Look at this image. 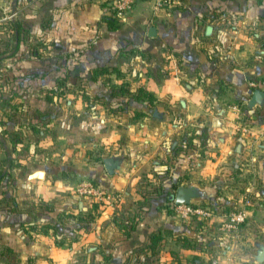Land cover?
Segmentation results:
<instances>
[{
    "label": "crops",
    "instance_id": "obj_1",
    "mask_svg": "<svg viewBox=\"0 0 264 264\" xmlns=\"http://www.w3.org/2000/svg\"><path fill=\"white\" fill-rule=\"evenodd\" d=\"M100 1L45 0L39 22L34 17L33 22L21 23L49 41L59 42L73 51L74 57H81L71 68V74L77 76L110 64L111 57H122L120 50L132 47L157 52L168 48L171 57L166 67L161 68L159 79L153 73L147 77V88L165 100L162 108L165 105L175 111V117L167 112L158 122L162 126L159 131L153 130L150 122L139 131L135 127V144L139 143L140 149L151 148L147 157L160 154L163 163L168 162L181 175L191 168L186 162L185 126L191 116H196L200 131L215 135L193 137L204 139L202 150H210L206 155L208 170L220 174L240 171L250 177L248 184L259 187L262 195L247 209L242 230L251 232L248 225L256 224L264 235V122H255L253 112L264 108V102L250 107L247 92L249 79L264 76V0H170L160 8L151 0H136L130 12L117 18L115 29H109L103 20ZM42 22L49 25L48 29L42 28ZM150 26L156 29L154 35H149ZM248 46L255 47L254 54ZM47 79L42 82L47 84ZM31 86L41 88L35 77ZM233 96L242 100V106L227 104ZM95 116L96 122L89 117L82 120L81 134L87 148L110 138L116 141L121 132L119 127L118 132L100 125L102 114ZM8 122L0 119V162H5L0 170L7 173L0 181V264H197L210 257L211 240L231 241L229 234L222 236L217 228H204L150 202L142 204L134 228L124 235L127 211L117 215L115 208L106 204L105 208L99 204L92 209L93 200L71 193L74 173L94 178L111 193L122 187L123 178L107 168L100 170L97 164L52 163L44 160L46 153L38 151H33V157L39 161L22 162L20 139L7 135L8 128L15 129L18 124ZM13 141L16 147L10 146ZM156 141L161 145L151 147ZM70 153L71 159L77 156L87 160L89 156L87 150ZM193 157L199 160L205 154ZM8 160L13 165H8ZM90 211L94 221L89 228L72 226L70 215ZM62 225L66 226L64 233L60 231L56 237ZM154 233L159 237L152 243Z\"/></svg>",
    "mask_w": 264,
    "mask_h": 264
},
{
    "label": "rangeland",
    "instance_id": "obj_2",
    "mask_svg": "<svg viewBox=\"0 0 264 264\" xmlns=\"http://www.w3.org/2000/svg\"><path fill=\"white\" fill-rule=\"evenodd\" d=\"M44 1L0 0V55H2L0 58V119L9 121L8 123L15 120L18 124L15 129L10 126L7 135L20 139L22 144L18 146V149L19 154L22 155V162L39 161L38 158L33 157V151L46 153L48 157L44 160L52 163L65 161L70 165L83 167L97 164L100 170H106L103 157L116 160L112 171L120 179H124L122 184L124 188L119 187L114 193L106 192L105 188L93 182L88 176L74 173L72 181L74 187L70 191L77 197L99 201L102 208H105L104 204L115 208L117 215L128 212V215H132L133 218L139 216L142 204L149 205V202L158 203L159 207L167 208L170 213L177 215L174 202L168 200L170 195L174 194L179 185L195 186L198 194L191 197L187 203L201 208L202 213L179 216L195 220L199 226L205 225L204 228L213 227L215 230L217 228L222 236L223 234L231 236V238L229 236L231 241L225 242L227 247L223 242L224 239L214 241L207 237V241L211 240L214 244L209 253L210 257L205 260V263L209 264L216 258L225 259L228 264H264V258H261L258 253L264 249V235L260 227L249 224L251 232L242 230V226L247 221V209L256 203V198L260 196L261 191L255 183L248 184L250 177L240 171L238 174H220L211 173L208 170L210 162L206 159V155H209L207 153L210 150L208 152L202 150L201 139L193 138L197 134L204 133L200 131L201 126L195 121L196 116H191L185 126L186 162L191 168L185 169L181 175H177L168 162L163 163L165 159H161L160 154L147 157L146 151L151 148L140 149V144H135L136 139L132 136L135 127L139 131L141 126L150 122L151 128L159 131L162 126L158 122L166 116L167 112L175 117V111L167 110L165 105L164 109L162 108L164 99L156 98L149 104L135 97L139 86L148 89V76L153 73L157 79L160 78L161 68L166 67L168 57H171L168 48L163 47L157 52H145L132 47L120 50L122 57H111L110 64L105 65L106 70H98L96 79H91V72L85 76L72 75L71 68L81 57H74L73 51H67L59 42L49 41L42 34L32 32L26 26L24 28L27 31L23 33L25 40L13 52L11 46L13 39L11 40L9 28L12 19H20L27 23L28 20L33 22V18L37 17L36 21L39 22L42 17L39 12L41 6L45 4ZM106 2L107 0L99 2L102 17L108 14ZM43 22L42 28L48 29L49 25ZM7 39L9 42L5 44ZM256 45L254 46L257 47ZM248 47L250 53L254 52L255 47ZM140 59L143 63H136ZM155 70L157 72L154 74ZM22 71H26L27 74L24 75ZM35 71L38 74L33 76ZM33 77L36 78V83L40 84V89L32 88ZM45 78L49 80L47 84L42 82ZM148 90L154 94L152 90ZM226 101L231 105L242 104V100L234 96ZM97 114L103 115L100 125L103 124L110 129L116 128L117 131L119 127L121 132L116 136L117 143L110 138L103 144L89 145L87 148L84 146L86 141H83L84 136L81 130L84 128L86 117L94 118L96 122ZM152 120L156 122L152 123ZM133 123L132 130H129L130 124ZM208 133L206 138L214 135L211 131ZM9 144L11 147H16V141ZM160 145L161 143L158 144L156 141L151 147L158 148ZM143 146L146 145L143 144ZM134 147H137L136 151ZM86 150L89 152L87 160L77 156V158H69L71 151L75 154L76 152L84 153ZM28 153L31 154L28 155ZM204 154L205 157L199 160L193 157H202ZM134 155H138L139 158L134 159ZM4 164L5 162H0V165ZM83 180L92 181L110 197L103 201L94 199V195L91 194L87 196L80 194L77 186ZM253 181L255 182V178ZM240 209L246 211L244 221L235 227H226L224 225L226 215Z\"/></svg>",
    "mask_w": 264,
    "mask_h": 264
},
{
    "label": "trees",
    "instance_id": "obj_3",
    "mask_svg": "<svg viewBox=\"0 0 264 264\" xmlns=\"http://www.w3.org/2000/svg\"><path fill=\"white\" fill-rule=\"evenodd\" d=\"M102 18L106 22L107 27L109 29H115L118 27V23L116 21L117 19L115 17H112V16L107 14V16H104ZM9 28L11 30V40L13 39V44L11 46H12L13 52H14L18 49L20 41L22 39H24L23 33H25V31H27V30L24 28V26H22V23L19 19H12ZM8 42H9V39H7L5 44H8ZM1 56L2 55H0V58H1ZM106 68H107L106 66H98V67L93 68L91 71V79L97 78L98 70H106ZM36 75L37 74H34L33 76H36ZM247 87L249 88L248 85H247ZM135 97L140 98L142 100H145L149 104L153 103V101H155V99H156L155 95L143 86H139L136 89V96ZM253 112H254L255 122H264V108L259 109V110H254ZM202 136L205 137L206 133H203ZM204 142H205V140L202 139L201 143L203 144ZM8 162H9L8 165H10V166L13 165L10 160H8ZM6 174H7L6 171L0 170V181L3 179L4 176H6ZM89 178L93 182H97L94 178H92V177H89ZM106 192H109V191H106ZM168 200H170V199H168ZM98 205H99V201H93L92 209H96ZM68 219H70L71 224L74 228L75 227H81V226H86L89 228L94 221V214L91 211L87 212V213H82V214H73V215H70ZM135 223H136V218H133L132 215L128 216L126 218L125 224L122 225L123 234L128 235L130 230L134 228ZM65 227H66L65 225H62V226H59L57 228L56 237L58 235V232L61 231L64 233ZM22 228H25L24 225L22 226ZM158 237H159L158 234H155V233L152 234L151 235L152 243H155V241L158 239ZM197 264H207V263L200 261Z\"/></svg>",
    "mask_w": 264,
    "mask_h": 264
},
{
    "label": "built area",
    "instance_id": "obj_4",
    "mask_svg": "<svg viewBox=\"0 0 264 264\" xmlns=\"http://www.w3.org/2000/svg\"><path fill=\"white\" fill-rule=\"evenodd\" d=\"M136 0H107L106 2V8L108 15L115 17L116 19L121 17L122 15L130 12L134 6ZM153 3V6L155 8L163 7L167 2L170 0H151ZM249 88H261L264 90V76L260 78H254L249 79L247 82ZM236 109L238 107L234 106ZM77 190L80 192V194L84 195H94V199H100L103 201H106L107 198L110 196L106 193H103L101 188L97 185H95L90 180H83L81 183L77 186ZM106 194V195H104ZM174 209L180 216H187L189 214L193 213H202V209L199 207L191 206L188 203H174ZM246 216V211L243 209L237 210V211H231L226 215V221L224 222V225L228 228L235 227L240 222L244 221ZM210 264H228L227 261L219 260V259H212Z\"/></svg>",
    "mask_w": 264,
    "mask_h": 264
},
{
    "label": "water",
    "instance_id": "obj_5",
    "mask_svg": "<svg viewBox=\"0 0 264 264\" xmlns=\"http://www.w3.org/2000/svg\"><path fill=\"white\" fill-rule=\"evenodd\" d=\"M149 35H154L156 32V29L154 26L149 27ZM248 94L250 95L248 99V105L250 107L261 104L264 102V90L257 87V88H248L247 90ZM116 163V160L112 158H105L104 159V165L107 168L109 172H112L113 166ZM197 189L195 186H185V185H179L177 186L174 194L170 195V200H172L175 204L179 203H187L190 201L191 197L197 195ZM259 256L261 258H264V249L259 252Z\"/></svg>",
    "mask_w": 264,
    "mask_h": 264
}]
</instances>
